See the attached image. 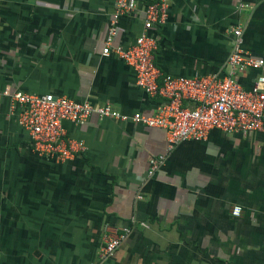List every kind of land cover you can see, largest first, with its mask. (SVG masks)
Listing matches in <instances>:
<instances>
[{
  "label": "crops",
  "instance_id": "crops-1",
  "mask_svg": "<svg viewBox=\"0 0 264 264\" xmlns=\"http://www.w3.org/2000/svg\"><path fill=\"white\" fill-rule=\"evenodd\" d=\"M142 2L120 19L114 43L140 33ZM113 7L0 0V90L151 115L160 98L135 84L132 67L102 54ZM236 26L245 49L264 58V0H242L241 8L236 0H169L152 30L154 62L162 75L225 72ZM237 79L248 88L252 74ZM63 126L84 150L65 162L39 157L11 99L0 96V264H264V128L212 129L169 149L163 129L131 120L91 116ZM159 155L164 163L148 176ZM124 226L127 239L99 262L103 235Z\"/></svg>",
  "mask_w": 264,
  "mask_h": 264
},
{
  "label": "built area",
  "instance_id": "built-area-1",
  "mask_svg": "<svg viewBox=\"0 0 264 264\" xmlns=\"http://www.w3.org/2000/svg\"><path fill=\"white\" fill-rule=\"evenodd\" d=\"M142 1L114 0L102 54H112L132 67L135 84L147 95L160 98L154 112L151 115L139 112L127 115L108 103L98 104L89 99L78 101L53 93H29L4 87L0 96L11 99L17 122L29 134L32 150L37 156L61 162L74 158L85 146L82 141L67 136L63 123L80 125L91 116L131 120L163 129L169 149L183 141L203 140L212 129L244 135L264 128V58L245 49L241 27L231 30L233 41L225 61L227 71L192 77L162 75L154 62L157 39L152 30L164 23L169 0ZM140 2L143 13L140 33L126 46L114 43L120 19L133 15ZM236 2L237 8H241L242 0ZM243 73L252 74L248 88L237 79V75ZM164 160V155L149 159L148 176H152ZM240 211V207L235 206L232 213L237 216ZM131 222L135 223L133 219ZM140 224L147 226L145 222ZM129 232L130 226H124L115 234H104L98 261L110 258Z\"/></svg>",
  "mask_w": 264,
  "mask_h": 264
}]
</instances>
